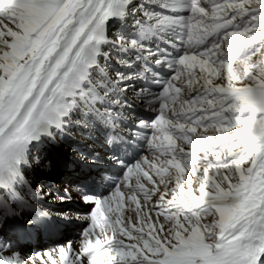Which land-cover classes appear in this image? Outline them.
<instances>
[{
	"label": "snow or ice",
	"instance_id": "6c2138e0",
	"mask_svg": "<svg viewBox=\"0 0 264 264\" xmlns=\"http://www.w3.org/2000/svg\"><path fill=\"white\" fill-rule=\"evenodd\" d=\"M0 264H264V0H0Z\"/></svg>",
	"mask_w": 264,
	"mask_h": 264
},
{
	"label": "bare ground",
	"instance_id": "6f19581e",
	"mask_svg": "<svg viewBox=\"0 0 264 264\" xmlns=\"http://www.w3.org/2000/svg\"><path fill=\"white\" fill-rule=\"evenodd\" d=\"M81 146H83V142H81ZM97 146V145H96ZM143 150V146H141L140 147V149L138 150V153L140 152V151H142ZM100 154H104V150L102 149V147H100ZM40 243L41 242H38V244L35 246V247H37V248H39L38 246H40ZM41 249V248H40Z\"/></svg>",
	"mask_w": 264,
	"mask_h": 264
},
{
	"label": "rangeland",
	"instance_id": "374dc122",
	"mask_svg": "<svg viewBox=\"0 0 264 264\" xmlns=\"http://www.w3.org/2000/svg\"><path fill=\"white\" fill-rule=\"evenodd\" d=\"M83 145H85V144L83 143ZM42 246H43V245H40L39 248H42Z\"/></svg>",
	"mask_w": 264,
	"mask_h": 264
}]
</instances>
